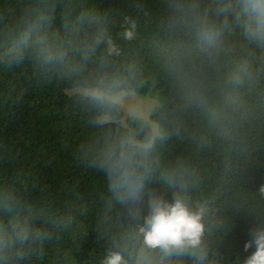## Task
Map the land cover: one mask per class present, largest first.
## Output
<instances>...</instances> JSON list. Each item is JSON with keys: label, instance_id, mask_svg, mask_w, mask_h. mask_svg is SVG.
Listing matches in <instances>:
<instances>
[{"label": "trees", "instance_id": "trees-1", "mask_svg": "<svg viewBox=\"0 0 264 264\" xmlns=\"http://www.w3.org/2000/svg\"><path fill=\"white\" fill-rule=\"evenodd\" d=\"M171 17L169 0H0V264H102L148 212L145 200L129 216L101 166L121 141L152 135L148 120L123 125L118 103L66 93L76 86L156 94L147 189L171 201L179 188L169 178L182 176L191 203L209 202L207 264L255 250L244 245L264 221V58L237 30L213 64ZM245 63L261 68L258 86L235 82ZM192 85L209 111L186 103Z\"/></svg>", "mask_w": 264, "mask_h": 264}, {"label": "clouds", "instance_id": "clouds-1", "mask_svg": "<svg viewBox=\"0 0 264 264\" xmlns=\"http://www.w3.org/2000/svg\"><path fill=\"white\" fill-rule=\"evenodd\" d=\"M171 24L190 33L199 49L215 64L226 54V35L239 30L245 42L253 46L264 58V0H169ZM130 38L131 32L127 33ZM46 60L55 58L53 47L47 40L40 41ZM261 68L250 63L241 66L235 82L249 86L259 85ZM92 98L103 103L116 100L109 92L96 88ZM185 101L202 111H209L207 97L195 85L189 86ZM155 137L150 135L138 142L121 141L118 151H111L102 162L110 177L111 194L126 208L129 216L139 215L147 201L148 212L123 246L112 249L102 264H207L209 252L205 244V217L209 202L191 203L187 184L182 176L170 177L179 188L171 201L165 200L146 187L154 171L155 161L150 153ZM259 191L264 193V185ZM30 228L16 233L21 241L28 239ZM251 239L245 251L255 250L239 264H264V221H258L250 230ZM7 237L0 233V251Z\"/></svg>", "mask_w": 264, "mask_h": 264}, {"label": "rangeland", "instance_id": "rangeland-1", "mask_svg": "<svg viewBox=\"0 0 264 264\" xmlns=\"http://www.w3.org/2000/svg\"><path fill=\"white\" fill-rule=\"evenodd\" d=\"M96 88L97 87L76 86L66 89L65 91L67 94L83 93L85 95H91L92 91H94ZM110 94L116 100V103L120 105L123 111V118H121V123L123 125L125 124L126 117L136 116L148 120L151 127L152 136L155 137L159 134L157 124L149 119L151 111L159 104L156 94L151 97H141L132 90H120ZM97 119L99 122H108L112 120L107 114H102L98 116Z\"/></svg>", "mask_w": 264, "mask_h": 264}]
</instances>
